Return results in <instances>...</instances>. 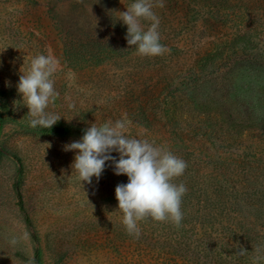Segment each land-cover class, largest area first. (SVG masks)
I'll return each instance as SVG.
<instances>
[{"label": "rangeland", "instance_id": "374dc122", "mask_svg": "<svg viewBox=\"0 0 264 264\" xmlns=\"http://www.w3.org/2000/svg\"><path fill=\"white\" fill-rule=\"evenodd\" d=\"M133 2L0 0V264H264V0H164L155 57L127 44ZM38 54L58 61L46 111L66 133L31 127L17 91ZM125 114L187 163L181 224L139 238L115 196L128 177L107 162L82 184L64 151Z\"/></svg>", "mask_w": 264, "mask_h": 264}, {"label": "clouds", "instance_id": "9594fccd", "mask_svg": "<svg viewBox=\"0 0 264 264\" xmlns=\"http://www.w3.org/2000/svg\"><path fill=\"white\" fill-rule=\"evenodd\" d=\"M155 7H164V0H134L126 11H119V21L127 26V44L134 46L141 56H162L169 52L160 42V21ZM142 21L149 22L148 26ZM21 69L16 87L29 109L30 126L52 128L61 119L46 111L58 95L54 87L58 61L51 55L38 54L32 57L26 71ZM130 124L126 114L100 127L93 123L79 140L65 144L64 151L76 153L71 168L82 184H91L93 177L98 181L107 162H111L116 175L128 177L127 183L116 186L115 196L126 232L139 238L140 221L150 218L176 226L181 224L182 199L187 187L175 180L184 174L187 163L147 139L128 136L126 130ZM113 152L119 154L118 159Z\"/></svg>", "mask_w": 264, "mask_h": 264}, {"label": "trees", "instance_id": "16d2710c", "mask_svg": "<svg viewBox=\"0 0 264 264\" xmlns=\"http://www.w3.org/2000/svg\"><path fill=\"white\" fill-rule=\"evenodd\" d=\"M46 130H48V131H57L59 133H66V132H68V128L67 127H56V126H52V128H46ZM20 206H21V208H23L22 201L20 202Z\"/></svg>", "mask_w": 264, "mask_h": 264}]
</instances>
